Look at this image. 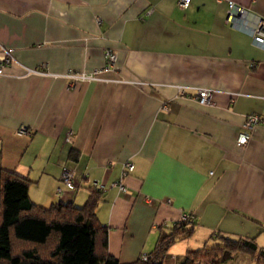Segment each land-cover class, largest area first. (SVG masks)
I'll return each instance as SVG.
<instances>
[{
	"label": "crops",
	"instance_id": "crops-1",
	"mask_svg": "<svg viewBox=\"0 0 264 264\" xmlns=\"http://www.w3.org/2000/svg\"><path fill=\"white\" fill-rule=\"evenodd\" d=\"M178 2L0 0V56L16 60L0 79L1 166L30 180L42 207H82L105 186L97 215L123 264L185 214L199 247L241 239L264 253V123L237 144L247 117L264 116V49L246 29L264 19V0ZM230 2L249 13L239 24L227 22ZM108 50L118 56L108 81L70 87L67 73L103 69ZM198 89L214 91L209 103ZM65 169L79 189L60 198Z\"/></svg>",
	"mask_w": 264,
	"mask_h": 264
},
{
	"label": "trees",
	"instance_id": "trees-1",
	"mask_svg": "<svg viewBox=\"0 0 264 264\" xmlns=\"http://www.w3.org/2000/svg\"><path fill=\"white\" fill-rule=\"evenodd\" d=\"M30 186L27 178L3 169L0 156V264H123L110 254L108 227L97 215L102 191L91 188L82 207L64 201L42 207L31 200ZM191 224L184 221L162 230L148 260L141 257L128 264H164L177 241L194 235ZM222 240L231 247L224 244L189 251L178 264H225L232 253L242 251L235 248L237 244L247 249L244 254L264 264V253L253 242Z\"/></svg>",
	"mask_w": 264,
	"mask_h": 264
},
{
	"label": "built area",
	"instance_id": "built-area-1",
	"mask_svg": "<svg viewBox=\"0 0 264 264\" xmlns=\"http://www.w3.org/2000/svg\"><path fill=\"white\" fill-rule=\"evenodd\" d=\"M222 1V0H219ZM192 3V0H179L178 5L181 8H188ZM248 13L247 10L237 6L235 3L230 2L228 6L227 12V22H231L234 24H239L244 16ZM251 28H246L253 39V44L261 49H264V19H256L254 24L250 26ZM106 65L101 70H96L92 73L85 72H69L65 76L70 81V87H74L77 83L81 82H93V81H108L102 77L104 73H109L114 71L116 68V63L118 60L117 54L113 50H108L105 54ZM16 63L15 57L12 52L5 48L1 47V56H0V79L4 76L5 71L8 67L12 66ZM45 67V66H44ZM29 72H41V71H29ZM179 95H185L187 89L179 87L178 88ZM212 90L209 89H198L196 90V99L200 101L202 104L209 103L210 99L213 95ZM264 123V116L259 114H253L247 117L246 122L243 125L241 132L239 133L237 144L241 147H245L249 144L254 130L261 124ZM20 135L30 134L29 130L26 127H22L19 130ZM68 141V140H67ZM135 169V165L132 162H128L123 167V176L127 175L129 172H133ZM62 186L58 187L57 195L60 198H64L68 191L76 192L79 189V185L76 180V174L74 170L65 169L63 171L62 177ZM119 187L121 192L128 193L127 188L119 183L115 184ZM95 188L100 191L105 190V186L100 185L98 183L94 184ZM183 221H188L193 224V218L190 215H183ZM143 260H148V254L142 255Z\"/></svg>",
	"mask_w": 264,
	"mask_h": 264
},
{
	"label": "rangeland",
	"instance_id": "rangeland-1",
	"mask_svg": "<svg viewBox=\"0 0 264 264\" xmlns=\"http://www.w3.org/2000/svg\"><path fill=\"white\" fill-rule=\"evenodd\" d=\"M98 191H100V190H98ZM224 244L228 247H231L230 243L229 244L224 243V240H223V245ZM223 245H221V246H223ZM209 247H210V245H209ZM200 248H203V247H199L197 245L196 241L193 239L192 240L186 239V240L177 241V243L169 251L168 256L165 258L164 264H177V257L178 256H179L178 260L180 263L185 259L186 254L189 251L198 250ZM235 248H239L242 251L232 253L233 255L229 260V261H231V260L232 261L231 262L228 261L227 264H251L252 263L250 258H249V255L243 253V251H247V249H245L244 247H242L238 244L236 245ZM220 254H223V252L220 251L219 255ZM252 264H256V263H252Z\"/></svg>",
	"mask_w": 264,
	"mask_h": 264
}]
</instances>
